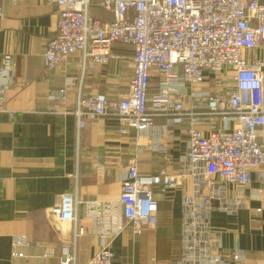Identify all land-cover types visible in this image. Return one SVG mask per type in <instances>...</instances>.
Returning <instances> with one entry per match:
<instances>
[{"label": "built area", "instance_id": "2783aa9c", "mask_svg": "<svg viewBox=\"0 0 264 264\" xmlns=\"http://www.w3.org/2000/svg\"><path fill=\"white\" fill-rule=\"evenodd\" d=\"M20 0H12L18 4ZM57 14V34L43 53L44 68L52 71L79 54L82 76L123 57L116 45L132 49L133 72L121 99L97 94L78 98L74 115L78 130L86 123L110 117L118 135L137 133L164 163L172 124H189L187 149L179 168L162 167L157 174L142 176L136 157L127 164L126 178L117 201L120 218L99 220L96 209L89 215L97 222L98 249L85 264H113V241L129 226L133 236L154 228L160 194L189 182L181 210L180 258L172 264H240L236 250L222 249L221 232L211 226L214 212L235 215L245 206L243 189L229 196L225 185L245 188L251 174L264 168V143L258 139L264 127V62L248 61L246 55L264 44V4L258 0H47ZM95 6L111 15L103 23L90 14ZM159 75L158 89L151 81ZM229 74V75H227ZM6 61L0 68V97L14 84ZM221 82L223 93L211 94L200 86ZM68 87L49 95L51 101L67 102ZM1 103V101H0ZM166 125L156 127L154 118ZM207 120L206 134L197 127ZM98 171H103L102 166ZM214 203L216 205H214ZM78 202L64 194L52 211L62 223L76 221ZM99 207V206H97ZM260 212V209L256 210ZM28 242L14 236L11 256L23 257ZM58 264H77L74 254H64Z\"/></svg>", "mask_w": 264, "mask_h": 264}, {"label": "crops", "instance_id": "0c3cea01", "mask_svg": "<svg viewBox=\"0 0 264 264\" xmlns=\"http://www.w3.org/2000/svg\"><path fill=\"white\" fill-rule=\"evenodd\" d=\"M264 4V0H258ZM90 14L106 23L111 15L95 6ZM57 34V14L47 0H0V68L7 61L14 73V84L0 97V264H58L64 254H74L77 264H85L97 252V222L89 208L96 209L99 220L116 222L117 205L127 164L136 157L142 176L157 174L166 167L179 168L187 149L189 124L169 126L168 159L137 139V133L118 135L117 122L110 117L86 123L78 130L73 111L78 98L97 94L121 99L128 91L127 80L133 72L132 49L116 45L113 52L123 59L82 76L80 56L75 54L52 71L44 68L43 53ZM264 62V44L246 55ZM264 72V68H263ZM229 75V74H227ZM159 75L151 81V92L158 89ZM69 88L67 102L51 101L53 92ZM223 85L208 80L200 86L211 94L223 93ZM207 120L197 128L206 134ZM154 125H166L164 117ZM258 139L264 143V127ZM102 166L103 171H98ZM227 195L243 189L245 206L235 215L214 212L210 223L221 232L222 249L236 250L240 264H264V168L252 172L245 188L224 186ZM189 182L159 193L154 228H144L133 236L128 226L112 243L113 264H172L180 258L181 210ZM64 194L78 202L76 221L62 223L52 217V209ZM214 205H216L214 203ZM99 206V207H97ZM260 209V212L256 210ZM14 236L28 242L22 258L11 256Z\"/></svg>", "mask_w": 264, "mask_h": 264}]
</instances>
